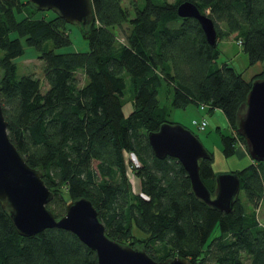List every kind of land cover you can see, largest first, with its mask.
<instances>
[{
	"label": "trees",
	"instance_id": "16d2710c",
	"mask_svg": "<svg viewBox=\"0 0 264 264\" xmlns=\"http://www.w3.org/2000/svg\"><path fill=\"white\" fill-rule=\"evenodd\" d=\"M91 1L93 17L82 31L86 50H59L72 42L61 15L53 11L47 17L46 9L28 0H0L2 110L11 141L53 192L47 206L60 216L69 200L86 196L110 237L140 246L155 259L178 255L190 264H264V225L255 212L264 198V161L252 159L233 170L240 189L225 212L198 199L181 162L155 156L147 138L169 121L159 97L165 87L172 106L204 102L208 112H223L229 133L215 129L226 156L238 142L245 144L237 113L252 80L264 77V0H190L213 19L214 46L195 17L177 13L184 0H135L133 14L123 0ZM230 34L247 54V67L260 64L252 78L227 61L216 63L218 41ZM24 45L33 46L43 61L45 90L35 74L18 75L14 58ZM126 79L133 92L129 112ZM127 152L138 161L130 165L140 193L127 175ZM210 155L200 160L199 172L213 193ZM134 226L146 235L137 236ZM0 264H97V256L61 227L21 235L0 205Z\"/></svg>",
	"mask_w": 264,
	"mask_h": 264
},
{
	"label": "water",
	"instance_id": "95a60500",
	"mask_svg": "<svg viewBox=\"0 0 264 264\" xmlns=\"http://www.w3.org/2000/svg\"><path fill=\"white\" fill-rule=\"evenodd\" d=\"M28 1L37 9L54 10L68 23H78L83 32L93 17L91 0ZM176 10L180 16L195 17L206 40L213 46L216 44V27L207 13L201 12L190 0L179 2ZM236 129L243 136L251 158L264 161V77L252 80L246 100L237 113ZM147 138L155 156L170 155L181 162L198 199L221 211L232 208L240 189L238 174L217 173L212 193L199 172L200 160L210 157V152L190 128L164 121L158 129L149 131ZM52 197L53 192L40 169L29 165L11 141L0 99V205L21 235H32L53 226L70 230L95 251L97 264H190L187 258L178 255L155 259L140 246L113 239L106 233L97 208L86 196L69 200L60 216L47 206Z\"/></svg>",
	"mask_w": 264,
	"mask_h": 264
},
{
	"label": "rangeland",
	"instance_id": "374dc122",
	"mask_svg": "<svg viewBox=\"0 0 264 264\" xmlns=\"http://www.w3.org/2000/svg\"><path fill=\"white\" fill-rule=\"evenodd\" d=\"M134 1L135 0L122 1L126 6L130 8L131 14H133L132 4ZM144 2L145 0H137V3L140 5H142ZM53 11L54 10L52 9H46L45 14L47 15V17H49L53 14ZM37 14L39 15L41 14V12H38ZM69 27L72 42L69 46L61 47L59 50H86L88 45L87 40L83 37L82 30L79 24L76 22L69 23ZM114 31L116 33L118 32L117 26L114 27ZM118 36L120 39H122V34L120 32H118ZM218 48L220 52L215 59L217 64H221L222 62L227 61L237 70H244V72H246L245 75L247 78H252L254 75L259 73V71H261L260 64L255 65L254 68L247 67L248 56L241 49V46L237 43L234 34H230L229 36L221 38L218 41ZM14 60L17 63L18 75L31 72L42 79V90H45L47 88V83H45V80L42 76L43 61L38 57L37 52L33 46L24 45V53L15 57ZM78 77L80 82L82 83L83 78L81 74H78ZM126 84V103L124 105V110L125 112H129L132 109L133 105V92L129 79H126ZM168 94L169 93L166 92L165 87H163L159 91V97L162 104L167 105V107L169 108L167 116L168 120L173 123H181L195 131L205 147L213 154L212 167L216 174L233 171L245 166L249 161H252V158L249 154L246 156H240L238 153H234L230 156H226L223 153L220 134L215 129V127L220 125L222 128L221 130L224 133H229V130L227 128L225 116L220 109L214 108L212 111H207L205 113L204 110H201L193 102H189L183 107L172 106L170 104L171 97ZM203 115H205L207 119V125L203 130H200L192 123V121L193 119L202 118ZM131 155L132 154L128 152L125 153V159L127 162V175L132 183L134 192L140 193V180L134 174L130 165V160H132L134 163H138V161L135 156ZM240 195L242 196L243 192H240ZM255 212L259 223L261 225H264V198L260 201L258 206L255 207ZM133 232L139 237H143L146 235L145 232L135 226L133 227ZM215 233L216 230L213 231V234ZM158 255L161 256L162 252L159 251Z\"/></svg>",
	"mask_w": 264,
	"mask_h": 264
},
{
	"label": "built area",
	"instance_id": "2783aa9c",
	"mask_svg": "<svg viewBox=\"0 0 264 264\" xmlns=\"http://www.w3.org/2000/svg\"><path fill=\"white\" fill-rule=\"evenodd\" d=\"M208 104L207 103H204V102H200L198 107L201 109V110H204L205 113L207 112V108H208ZM192 123L200 130H203L206 125H207V119L205 117V115L202 116V118L200 119H193Z\"/></svg>",
	"mask_w": 264,
	"mask_h": 264
},
{
	"label": "crops",
	"instance_id": "0c3cea01",
	"mask_svg": "<svg viewBox=\"0 0 264 264\" xmlns=\"http://www.w3.org/2000/svg\"><path fill=\"white\" fill-rule=\"evenodd\" d=\"M245 73H246V72H244V76H246ZM224 116H225V115H224ZM225 120H226V124H227V119H226V117H225ZM218 126H220V125H218ZM220 127H221V126H220ZM227 128H228V124H227ZM235 153H238L240 156H243V155L246 156V155L249 154L248 151H247V148H246L245 144L242 143V142H238V143L236 144ZM249 162H250V161H249ZM249 162H248V163H249Z\"/></svg>",
	"mask_w": 264,
	"mask_h": 264
}]
</instances>
